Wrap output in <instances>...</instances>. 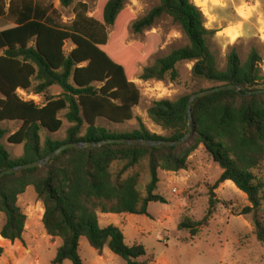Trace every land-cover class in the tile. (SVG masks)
<instances>
[{
    "label": "trees",
    "instance_id": "1",
    "mask_svg": "<svg viewBox=\"0 0 264 264\" xmlns=\"http://www.w3.org/2000/svg\"><path fill=\"white\" fill-rule=\"evenodd\" d=\"M64 8L76 0H59ZM0 0V124L22 122L8 142L24 145V155L13 160L1 145L6 132L0 129V173L46 158L66 144L100 143L109 139H150L178 141L189 132L190 96L177 101H155L150 119L170 137L151 134L142 120L140 129L129 134H113L98 126L104 119L115 125L131 122L140 103V91L133 83L138 67L157 53L162 40L148 33L145 43L127 46V27L132 20L125 7L129 0H108L103 21L81 14L64 23L50 0ZM13 5L16 6L14 10ZM169 16L189 39V45L173 51L141 75L142 81H176L177 66L194 62L196 79L222 85H237L247 91L264 90L263 58L254 50L246 62L237 53L228 58L224 71L218 69L209 42L215 32L206 28L202 10L193 0H160L145 17L133 23L136 34L152 29ZM109 27L113 28L110 34ZM73 50H64L67 42ZM62 90L55 96L53 89ZM41 96L45 103L25 101L18 91ZM72 126L64 140L46 138L41 131L58 133L63 120ZM194 135L180 147L147 148L107 145L100 148L69 149L44 167L7 175L0 179V213L5 223L0 236L9 242L23 241L27 216L19 198L32 187L44 206L43 224L49 236L60 238L53 264H84L79 254L82 238L102 253L109 249L127 264H150L142 245L130 247L123 231L110 225L102 228L99 214L148 216L152 203L167 204L156 193L159 172L178 173L188 168L189 158L203 146L223 173L213 190L227 181L248 196L251 206L241 215H253L254 234L264 246L262 187L252 172L264 160V95L249 96L245 91H225L199 98L192 108ZM148 160L150 179L146 194L141 193L140 176L128 172ZM219 201L212 192L209 208L199 222L183 221L179 229H189L194 240L201 229L209 228ZM4 248L0 247V258ZM149 258V257H148Z\"/></svg>",
    "mask_w": 264,
    "mask_h": 264
},
{
    "label": "rangeland",
    "instance_id": "2",
    "mask_svg": "<svg viewBox=\"0 0 264 264\" xmlns=\"http://www.w3.org/2000/svg\"><path fill=\"white\" fill-rule=\"evenodd\" d=\"M11 1L7 0L8 7L12 4ZM193 1L205 16L206 28L215 32L209 45L218 69H226L232 53H237L244 63L256 50L263 58L261 68L264 74V0ZM50 2L60 12L64 23H72L78 14L103 21V10L108 0H76L69 8H64L59 0ZM158 5L160 0H129L125 7L132 19L127 27V46L135 42L144 44L148 33L158 34L162 43L157 53L138 67V74L133 79L141 95L139 105L133 110L135 118L124 125H115L104 119L98 120V126L113 134L136 132L140 129L141 119L151 134L170 137L171 131L163 129L150 119L148 111L153 103L160 100L177 101L183 96L220 86L196 79L192 74L194 62L178 64L179 77L176 81L167 78L165 81L145 82L140 79L146 68L154 67L159 60L173 51L189 45V39L181 27L167 15L160 18L152 29L142 34L133 31V23L145 17ZM13 8L16 10L15 5ZM107 32L111 34L113 28L109 27ZM73 48L74 45L69 41L64 50L69 54ZM53 93L58 97L62 90L56 87ZM18 94L25 101H34L41 106L45 103L41 96L22 90H19ZM60 118L63 120L61 130L56 134L42 130V143L48 137L54 140L66 138L72 124L66 119V112L61 113ZM21 126L22 122L0 124V129L6 132L1 145L13 160L23 157L24 145H12L8 138ZM252 172L262 187L260 214L264 217V160ZM222 173L221 167L214 162L205 148L200 146L189 158L187 170L178 173L159 172L160 183L156 193L162 195L167 204L152 203L149 217L121 215L117 216L115 222L108 224L109 221H103L100 226L105 228L107 225H115L124 230L126 244L130 247L142 245L148 253L147 258L143 260L149 259L152 261L150 264H264V246L254 234L253 215H241L244 208L251 206L248 196L231 181L213 190ZM134 174L140 176L141 193L145 195L150 179L148 160L130 170L127 176ZM212 192L219 201L217 213L212 217L209 228L201 229L193 240L191 231L180 230L179 226L185 220L195 223L205 217ZM19 206L28 218L23 241L12 243L0 239V247L4 248L0 264H53L63 241L48 235L43 224L44 206L32 187L19 198ZM125 219L128 224L121 227L120 223ZM4 223L5 216L0 213V231ZM96 251L88 239H81L79 254L84 264H127L109 249L107 252L112 258H108L103 252L99 256ZM65 264L72 263L67 261Z\"/></svg>",
    "mask_w": 264,
    "mask_h": 264
},
{
    "label": "water",
    "instance_id": "3",
    "mask_svg": "<svg viewBox=\"0 0 264 264\" xmlns=\"http://www.w3.org/2000/svg\"><path fill=\"white\" fill-rule=\"evenodd\" d=\"M225 91H245L249 96L253 95H264V90H257V91H247L242 86L237 85H222L218 87H214L211 89L200 91L196 94H194L188 103V115L190 119L189 123V132L188 134L183 137L182 139L178 141H166V140H150V139H123V138H117V139H109L100 143H89V142H81V143H72V144H66L50 155H48L46 158L39 160L37 162L21 165L6 171H3L0 173V179L7 176L16 174L22 171L26 170H32L44 167L50 163L53 159L64 153L65 151L69 149H86V148H100L107 145H125V146H132V147H147V148H173V147H180L185 144H187L191 138L194 135V119L192 116V108L195 101H197L199 98L214 95L217 93L225 92Z\"/></svg>",
    "mask_w": 264,
    "mask_h": 264
},
{
    "label": "crops",
    "instance_id": "4",
    "mask_svg": "<svg viewBox=\"0 0 264 264\" xmlns=\"http://www.w3.org/2000/svg\"><path fill=\"white\" fill-rule=\"evenodd\" d=\"M56 88V87H55ZM149 208H150V206H149ZM121 215H124L123 217H126L127 215H129V214H121ZM121 215H116V214H100L99 215V224H101V222H103V221H109L110 223H108V224H111L112 222H115L116 221V219H117V216H121ZM136 216V215H135ZM124 224H128V221L125 219L124 220V222H121L120 223V226L121 227H123V225ZM108 226H110V225H107L106 227H108ZM105 227V228H106ZM121 229V228H120ZM122 230V229H121ZM123 231V233H124V230H122ZM125 235V234H124ZM0 239L2 240L3 238L0 236ZM4 240V239H3ZM6 241V240H5ZM95 253V252H94ZM96 253L100 256V253L98 252V251H96ZM103 253L105 254V255H107V257L109 258V257H111L110 256V254L107 252V248L106 249H104V251H103ZM112 258V257H111Z\"/></svg>",
    "mask_w": 264,
    "mask_h": 264
},
{
    "label": "bare ground",
    "instance_id": "5",
    "mask_svg": "<svg viewBox=\"0 0 264 264\" xmlns=\"http://www.w3.org/2000/svg\"><path fill=\"white\" fill-rule=\"evenodd\" d=\"M235 38H237V37H235Z\"/></svg>",
    "mask_w": 264,
    "mask_h": 264
}]
</instances>
